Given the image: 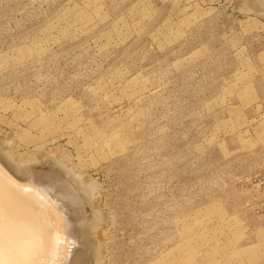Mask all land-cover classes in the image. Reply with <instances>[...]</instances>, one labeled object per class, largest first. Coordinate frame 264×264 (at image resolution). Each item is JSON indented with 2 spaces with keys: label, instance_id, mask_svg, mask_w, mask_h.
<instances>
[{
  "label": "rangeland",
  "instance_id": "obj_1",
  "mask_svg": "<svg viewBox=\"0 0 264 264\" xmlns=\"http://www.w3.org/2000/svg\"><path fill=\"white\" fill-rule=\"evenodd\" d=\"M5 135L94 183L104 264H264V0H0Z\"/></svg>",
  "mask_w": 264,
  "mask_h": 264
},
{
  "label": "bare ground",
  "instance_id": "obj_2",
  "mask_svg": "<svg viewBox=\"0 0 264 264\" xmlns=\"http://www.w3.org/2000/svg\"><path fill=\"white\" fill-rule=\"evenodd\" d=\"M12 141L11 135L0 137V264H104L100 230L91 233L101 227L94 222L101 217L94 183L66 166L60 151L41 155L39 167L18 161ZM79 194L93 202L94 226Z\"/></svg>",
  "mask_w": 264,
  "mask_h": 264
},
{
  "label": "water",
  "instance_id": "obj_3",
  "mask_svg": "<svg viewBox=\"0 0 264 264\" xmlns=\"http://www.w3.org/2000/svg\"><path fill=\"white\" fill-rule=\"evenodd\" d=\"M75 248V247H74Z\"/></svg>",
  "mask_w": 264,
  "mask_h": 264
}]
</instances>
